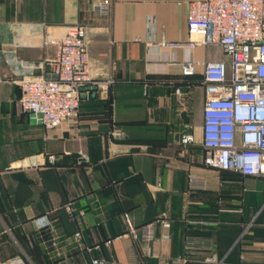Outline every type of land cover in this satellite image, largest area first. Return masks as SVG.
Listing matches in <instances>:
<instances>
[{
	"label": "crops",
	"instance_id": "1",
	"mask_svg": "<svg viewBox=\"0 0 264 264\" xmlns=\"http://www.w3.org/2000/svg\"><path fill=\"white\" fill-rule=\"evenodd\" d=\"M102 1L0 0V264H264V177L204 165L203 68L181 73L226 57L160 46L188 39L199 0H109L99 17ZM77 24L96 90L47 132L21 112L19 81ZM162 214L171 227L157 226L150 249L130 235Z\"/></svg>",
	"mask_w": 264,
	"mask_h": 264
},
{
	"label": "built area",
	"instance_id": "2",
	"mask_svg": "<svg viewBox=\"0 0 264 264\" xmlns=\"http://www.w3.org/2000/svg\"><path fill=\"white\" fill-rule=\"evenodd\" d=\"M111 7L109 0L98 2L93 13L106 17ZM187 31L186 41L163 42L160 46L188 51L218 46L226 57L199 63L186 60L180 64L185 78L195 76L198 66L203 68L204 165L242 176L264 177V0L192 1L188 6ZM52 44L56 48L54 57L32 64L40 74L19 81L21 112L41 115L37 121L47 132L76 118L82 90L95 85L90 73L86 25L66 28ZM180 142L191 145L195 137L186 134ZM67 211L73 215L71 204ZM41 225L50 223L45 221ZM158 225L169 229L171 220L162 214L155 221L132 228L130 235L140 238L150 249ZM5 264L27 263L14 257ZM92 264L105 263L94 259Z\"/></svg>",
	"mask_w": 264,
	"mask_h": 264
},
{
	"label": "water",
	"instance_id": "3",
	"mask_svg": "<svg viewBox=\"0 0 264 264\" xmlns=\"http://www.w3.org/2000/svg\"><path fill=\"white\" fill-rule=\"evenodd\" d=\"M85 90H88V91H94V90H96V87H87V88H84L82 91L84 92ZM30 117L33 119V121H35V122H39V123H41V121H37V118H41V115H38L37 117L34 115V114H31L30 115Z\"/></svg>",
	"mask_w": 264,
	"mask_h": 264
}]
</instances>
